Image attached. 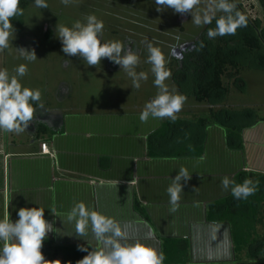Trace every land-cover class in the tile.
<instances>
[{
  "label": "crops",
  "instance_id": "1",
  "mask_svg": "<svg viewBox=\"0 0 264 264\" xmlns=\"http://www.w3.org/2000/svg\"><path fill=\"white\" fill-rule=\"evenodd\" d=\"M72 92L63 85L58 102L36 108L24 132H0V219L7 208L15 221L20 207H45V218L59 231L48 233L41 248L51 252L44 257L53 264H76L78 256L66 261L62 249L88 246L93 239L91 232L77 235L74 222L62 220L77 201L114 217L158 251L172 241L187 253L185 264H236L229 223L210 221L206 213L210 202L230 193L222 189V177L232 179L243 169L264 173V120L244 128L243 149H232L218 123L200 128L194 122L198 117L176 115L178 122L162 128L169 118L141 122V106L84 109ZM225 101L219 107L206 101V113L226 107ZM43 142L52 154L42 152ZM185 146H202L203 152L177 155ZM182 165L191 176L181 181L183 192L173 212L166 188ZM54 248L58 254H52Z\"/></svg>",
  "mask_w": 264,
  "mask_h": 264
},
{
  "label": "clouds",
  "instance_id": "2",
  "mask_svg": "<svg viewBox=\"0 0 264 264\" xmlns=\"http://www.w3.org/2000/svg\"><path fill=\"white\" fill-rule=\"evenodd\" d=\"M71 0H61L67 6ZM36 8L45 9L47 0H32ZM157 11L172 9L174 13H190L196 26L208 25L215 20V27L207 30L209 39L217 36L234 35L237 28L247 26L246 16L237 10L234 0H209L208 4L195 10L200 0H154ZM20 0H0V51L9 47L10 37L14 38L11 19L22 16L24 10L19 7ZM223 13L217 16L216 12ZM104 22L95 14H88L83 19L75 20L71 26L57 23L55 35L61 43V51L67 56H79L87 65L95 66L102 58L120 66L131 79L132 88L139 89L141 81L148 79L145 71H136L139 54L126 48L120 40H104ZM17 55L27 62L37 59L34 50L21 47L15 49ZM146 63L151 65L154 76L153 85L156 94L145 102L139 114L141 122L165 117L175 120L186 96L170 92L165 81L171 75L165 67V55L151 42L147 44ZM28 71L26 63H20L10 74L7 68H0V132H24L30 121L34 119L36 108H43L41 92L21 83L20 78ZM203 159V157H201ZM191 174L185 166H180L177 175L170 179L166 192L169 197L171 211L175 212L181 199L182 184ZM258 181L246 177L237 183L229 176L221 179L223 190H230L236 200H246L257 191ZM38 204V203H37ZM20 207L15 221L10 219L8 208L0 219V264H53L45 259L41 248L48 233L59 232L54 222L45 218V207ZM52 213L53 210H51ZM58 215V214H56ZM61 217V215H58ZM62 218V217H61ZM74 222L75 233L87 237L89 232L93 239L88 246L78 245V249L87 254L76 261V264H164L165 254L143 243L130 234L127 227L114 217L108 216L84 201H77L67 211L62 220ZM60 264V261H58ZM70 264V262H69Z\"/></svg>",
  "mask_w": 264,
  "mask_h": 264
},
{
  "label": "rangeland",
  "instance_id": "3",
  "mask_svg": "<svg viewBox=\"0 0 264 264\" xmlns=\"http://www.w3.org/2000/svg\"><path fill=\"white\" fill-rule=\"evenodd\" d=\"M28 1L22 16L10 18L14 38L11 40L10 37L9 47L0 51V68H7L10 74H14L18 64L26 63L28 71L20 78L21 83L40 90V102L44 107L50 101L58 102L57 96L63 85L70 87L73 98L78 99L84 109L107 111L110 108L130 110L143 107L157 92L151 65L145 62L147 44L151 42L165 55V67L171 72L165 81L169 91L186 96L176 115L194 118L208 111L209 102L199 101L193 91L196 69L193 66L195 63L191 64L190 54L197 49L196 43L209 24L196 26L190 13H174L172 9L157 11L154 0H71L67 6L61 0H47L49 7L45 9L36 8L32 0ZM238 1L250 19L259 18L264 25V14L258 0ZM208 2L200 0L194 11L204 8ZM220 13L218 11L216 15ZM88 14H95L104 22V40H120L126 48L139 54L136 71L148 73V79L141 81L139 89L132 88L126 72L107 58L89 66L78 55L69 57L61 51V43L55 35L56 24L71 26L75 20ZM21 47L34 50L37 59L30 63L23 60L15 51ZM187 64L189 68L183 78L182 74L186 71L184 65ZM242 76L244 90L234 87L226 98V107L242 109L251 105L264 115V69L246 68ZM215 104L219 107L224 102ZM198 264L228 263L210 261Z\"/></svg>",
  "mask_w": 264,
  "mask_h": 264
},
{
  "label": "trees",
  "instance_id": "4",
  "mask_svg": "<svg viewBox=\"0 0 264 264\" xmlns=\"http://www.w3.org/2000/svg\"><path fill=\"white\" fill-rule=\"evenodd\" d=\"M264 14V0H258ZM237 10L247 18V26L237 28L234 35L217 36L209 39L207 30L215 27V20L207 27L197 41V49L191 54V64L196 72L193 73L194 94L199 101H209L213 104L224 101L237 87L244 90L245 80L242 76L246 68L264 69V25L259 18L250 19L242 3L234 0ZM28 0H20L19 7L23 10L28 6ZM220 13L219 15H222ZM217 15V16H219ZM186 77L189 64L184 65ZM182 75H179L181 77ZM176 78V76H175ZM264 120L255 108L230 109L221 107L211 108L194 121L200 128L218 123L226 130L228 146L232 149H243L242 131ZM175 120L167 119L162 128H166ZM184 121V120H180ZM178 122V121H177ZM162 130V129H160ZM203 147L185 146L176 152L177 155L201 154ZM250 177L258 181L257 191L246 200H236L231 193L208 204L206 217L210 221L228 222L230 225L233 250L237 264H264V173L253 170H239L233 176L240 183ZM135 206L144 213V208L138 200ZM49 242V241H48ZM61 251V250H60ZM166 264H185L188 262L187 253L178 250L172 241H165L163 246ZM44 256L51 252H42ZM54 248L52 254H58ZM64 259L78 256V260L86 255L78 247L62 249Z\"/></svg>",
  "mask_w": 264,
  "mask_h": 264
},
{
  "label": "built area",
  "instance_id": "5",
  "mask_svg": "<svg viewBox=\"0 0 264 264\" xmlns=\"http://www.w3.org/2000/svg\"><path fill=\"white\" fill-rule=\"evenodd\" d=\"M41 147H42V152H43V153H46V154H52V151H51V149L49 148L47 142H43L42 145H41Z\"/></svg>",
  "mask_w": 264,
  "mask_h": 264
}]
</instances>
